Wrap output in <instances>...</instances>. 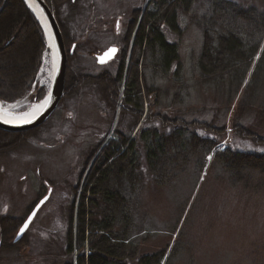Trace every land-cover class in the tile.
I'll return each mask as SVG.
<instances>
[{
  "label": "rangeland",
  "instance_id": "rangeland-1",
  "mask_svg": "<svg viewBox=\"0 0 264 264\" xmlns=\"http://www.w3.org/2000/svg\"><path fill=\"white\" fill-rule=\"evenodd\" d=\"M165 1L168 3L170 0ZM214 1L218 0H182L183 5L192 4L187 14L181 8L177 10L182 34L177 35L163 27L166 38L178 45L185 77L194 78L198 74L195 64L202 46L203 32L197 24L209 25L213 18H219L217 8L216 14L212 11ZM235 1L264 5V0ZM154 6L155 1L152 0H71L62 5L59 8L60 23L64 33L72 39L71 46L75 45L72 53L67 52V62L69 55L72 56L69 60V81L80 74L96 76L103 71L114 76L122 58L127 26L137 10H141L140 17L145 7L153 11ZM34 15L43 30L46 48L33 85L43 87L44 94L37 101L29 100L30 97L17 102L0 100L1 107L7 111L21 112L32 103L42 101L51 87L53 50L48 47L44 28ZM230 20L231 26L238 24L233 14ZM250 33L251 30H248L244 35L246 39L258 40L259 32H253L251 38ZM111 45L119 47L117 54L107 63L97 64L95 55ZM130 50H127L126 62ZM263 52L264 41L241 83L236 77L232 82L216 78L211 83L199 85L194 78L188 81L190 87L187 91L182 90L180 99H173L177 88L172 81L154 77L149 67L144 69L148 84L159 86L166 94L159 96L158 104H154L153 94L143 101L142 119L158 112L189 121H214L215 125L227 127V134L216 150L231 147L262 152L264 146L231 132L229 126L235 120V114L238 117L244 113L239 111L241 101L264 109V59L258 75L252 76ZM66 83L65 77L64 93L49 117L35 128L18 131L24 133L23 136L27 135L26 138L13 148L0 152V210L3 205L7 206L4 215L15 220L26 217L39 198L37 192L40 191L41 182L46 180L53 183L51 195L46 194L47 199L26 231L27 250L22 264H65L69 261L66 252L68 208L76 187L77 197L80 196L84 178L97 162L101 146L88 159L91 151L99 142L112 138L115 129L133 137L142 123L140 119L134 125L136 120L132 112L122 107L121 93L112 103L107 101L105 93L96 83L88 82L79 87L75 83L74 90L65 94ZM220 94L225 98L231 96L232 101L224 104ZM255 114H243V123L264 136V119L255 118ZM155 124L159 125L156 120H148L141 126ZM210 158L209 155L207 160ZM81 174L84 176L80 180ZM226 183L218 182L210 190L204 187L198 193L194 192L184 206L174 232L171 224L177 215L178 204L170 200L171 193L167 190H148L144 210L141 215H132L128 232L137 252L142 255L165 248L161 264H264V187L241 189L232 188ZM22 186L25 188L23 192ZM120 229L118 223L116 230ZM75 255L74 250L72 257ZM0 256L3 258L4 254ZM0 264L9 262L1 261Z\"/></svg>",
  "mask_w": 264,
  "mask_h": 264
},
{
  "label": "trees",
  "instance_id": "trees-1",
  "mask_svg": "<svg viewBox=\"0 0 264 264\" xmlns=\"http://www.w3.org/2000/svg\"><path fill=\"white\" fill-rule=\"evenodd\" d=\"M152 1H155V10L145 7L140 17L141 10H137L127 26L122 58L114 76L103 71L96 76L80 74L69 81L72 57L69 55L65 94L74 90L73 84L77 83L79 87L88 82L96 83L107 101L112 103L121 93L122 107L132 112L135 125L142 119L143 101L153 94L154 104H158L159 96L166 94L159 86L148 84L144 74L148 67L154 77L172 81L177 88L173 99H180L182 90L187 91L188 81L194 78L199 85L211 83L216 78L232 82L238 77L239 83L242 82L264 41V5L259 7L255 3L235 0L214 1L212 11L216 14L217 8L219 18H213L209 25L197 24L203 32V42L195 64L198 74L191 78L184 76L178 45L166 38L163 27L181 35L177 10L181 8L187 14L192 4L183 5L182 0ZM45 2L59 23L69 52L72 39L64 33L59 8L71 0ZM232 14L238 21L234 26H231ZM248 30H251L250 38L253 32H259L258 40L246 39L244 35ZM45 48L43 30L25 0H0V100L17 102L30 97L29 100L37 101L43 97V87L33 83ZM128 48L131 50L126 62ZM263 59L264 52L253 77L258 75ZM220 96L224 104L232 101L231 96ZM259 108L241 101L239 111L244 113L238 117L235 114L229 129L264 146V136L243 123V114L250 112L256 113L255 118L264 119V109ZM148 120H156L159 125L141 126ZM142 123L133 137L115 129L112 138L99 142L91 151L88 159L101 146L97 162L84 178L80 196L76 194L78 187L73 190L66 230L69 261L65 264H161L165 248L140 255L128 237L132 215H141L148 190H167L171 193L170 200L178 204L177 215L171 224L174 232L184 206L199 189L207 187L210 190L218 182L241 189L264 187V150L252 152L231 147L216 150L227 134L225 125H215L210 120L189 121L158 112L146 115ZM23 134L0 129V152L21 143L27 136ZM209 155L211 158L207 160ZM83 176L81 174L80 180ZM3 219L17 221L9 216ZM118 223L119 231L116 230ZM74 250L76 255L72 257Z\"/></svg>",
  "mask_w": 264,
  "mask_h": 264
},
{
  "label": "water",
  "instance_id": "water-1",
  "mask_svg": "<svg viewBox=\"0 0 264 264\" xmlns=\"http://www.w3.org/2000/svg\"><path fill=\"white\" fill-rule=\"evenodd\" d=\"M36 6L41 10L42 16L44 17V20L46 21L47 27L49 29V33L51 34V42L53 44L54 53L56 56V61L54 64V74L53 79L51 83V87L49 90V93L47 97L45 98V101L47 100V103L44 102L43 106L39 110L38 113H36L33 117L30 119H27L25 121L21 122H9L0 117V129H3L5 131H11V132H18V131H26L32 128H35L42 124L49 115L53 112V110L56 108L58 102L60 101L63 93H64V85H65V77H66V66H67V50L65 47L64 39L62 36V31L60 29V26L58 24V21L54 15V13L51 11L50 7L47 5L45 0H32ZM28 3V1L26 0ZM33 11V10H32ZM75 45L72 44V46L69 49V53H72L74 50ZM115 48L116 52L110 56V58H106L105 62H101L100 58L105 56V53H108L109 49ZM52 49V50H53ZM118 47L115 45H111L108 48H106L104 51H102L100 54L96 55V60L98 64H105L117 54ZM1 104V101H0ZM48 195H45L43 198H41L38 203L35 205V207L32 209V211L29 213L27 218L24 220L22 225L23 227L24 223H28V227L32 220L34 219L37 211L41 207V205L45 202ZM35 213V215H33ZM29 217H31V220L29 221ZM20 228L15 236V241H17L23 234H20ZM27 229H25L26 231Z\"/></svg>",
  "mask_w": 264,
  "mask_h": 264
},
{
  "label": "flooded vegetation",
  "instance_id": "flooded-vegetation-1",
  "mask_svg": "<svg viewBox=\"0 0 264 264\" xmlns=\"http://www.w3.org/2000/svg\"><path fill=\"white\" fill-rule=\"evenodd\" d=\"M118 50H119V47H118ZM95 58H96V55H95ZM96 63H97V60H96ZM24 177L25 176H23L22 178H24ZM38 180L39 179L36 178L37 182H38ZM41 183H42L41 184L42 186L40 187V191L37 192V196H39V198L37 199V201L33 205L31 204L32 207L28 211L26 217L18 218L17 221L11 222V221L3 219V217L6 216L3 213L4 212L6 213L7 206L3 205L2 209L0 210V254L1 253L4 254L3 258H1V256H0V262L2 261L5 263L8 261L9 264H22V261L24 260L26 250H27V243H26L27 240L25 239V234H26L27 230L21 236V238H19L17 241H15V236H16L20 226L22 225L24 220L27 218L29 213L32 211V209L35 207V205L38 203V201L46 194H49V196H50L52 191H53V183H51L50 181H46V180L42 181ZM21 189H22L21 191L23 192L25 188L22 186ZM5 233L7 235V238L4 239Z\"/></svg>",
  "mask_w": 264,
  "mask_h": 264
},
{
  "label": "bare ground",
  "instance_id": "bare-ground-1",
  "mask_svg": "<svg viewBox=\"0 0 264 264\" xmlns=\"http://www.w3.org/2000/svg\"><path fill=\"white\" fill-rule=\"evenodd\" d=\"M27 1H28L30 8L37 15V17L39 18L44 28L48 47H52L53 49V44L51 42V34L49 33V29L47 27L46 21L44 20V17L42 16L41 10L36 6V4L32 0H27ZM54 52L55 51L53 49V60H52L53 66L56 61V56ZM44 102H45V99H43L42 101L36 102V103H32L31 105H29L26 109L22 110L21 112H13V111L4 110L0 105V117L9 122L25 121L33 117L36 113H38L41 107L43 106Z\"/></svg>",
  "mask_w": 264,
  "mask_h": 264
},
{
  "label": "snow or ice",
  "instance_id": "snow-or-ice-1",
  "mask_svg": "<svg viewBox=\"0 0 264 264\" xmlns=\"http://www.w3.org/2000/svg\"><path fill=\"white\" fill-rule=\"evenodd\" d=\"M115 52H116L115 48L109 49L108 53H105V56L100 58V61L102 63L105 62V59L110 58V56L114 54ZM45 103H47V100L45 101ZM33 215H35V213H33ZM30 220H31V217H29V221ZM27 228H28V223L26 222L24 223L23 227L20 228V234H23L25 232V229Z\"/></svg>",
  "mask_w": 264,
  "mask_h": 264
}]
</instances>
